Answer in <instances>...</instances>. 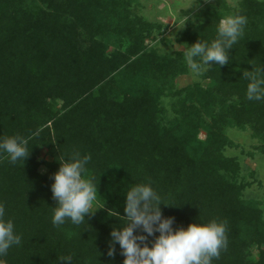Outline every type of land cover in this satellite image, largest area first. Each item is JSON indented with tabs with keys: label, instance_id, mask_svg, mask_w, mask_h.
Here are the masks:
<instances>
[{
	"label": "trees",
	"instance_id": "16d2710c",
	"mask_svg": "<svg viewBox=\"0 0 264 264\" xmlns=\"http://www.w3.org/2000/svg\"><path fill=\"white\" fill-rule=\"evenodd\" d=\"M142 8L140 0H0V137L35 134L24 165L0 160V201L22 236L5 264H68L66 256L124 264L118 244L108 255L110 234L125 215L126 187L147 179L174 228L227 222V249L212 264H264V210L250 192L260 182L226 152L235 146L227 129L247 123L261 124L254 134L262 130L264 152V101L246 98L242 76L264 64V0L238 2L233 13L248 23L230 62L182 87L187 48L169 45ZM222 12L206 7L194 37L214 39ZM73 150L91 155L84 176L98 196L83 225L55 227L52 177Z\"/></svg>",
	"mask_w": 264,
	"mask_h": 264
},
{
	"label": "clouds",
	"instance_id": "9594fccd",
	"mask_svg": "<svg viewBox=\"0 0 264 264\" xmlns=\"http://www.w3.org/2000/svg\"><path fill=\"white\" fill-rule=\"evenodd\" d=\"M247 23V17L238 12L225 16L217 25L214 39H199L187 48L184 59L194 78L198 79L213 65L220 67L230 62V50L244 36ZM242 76L248 81L246 98L264 101V64L253 66ZM34 135L0 137V160L24 165ZM90 161L91 155L81 154L79 150H73L59 160L60 167L53 174L51 185L53 199L57 201L52 207L53 226L60 227L66 222L80 226L86 222L87 215L94 213L92 208L97 200L98 187L92 178L84 176ZM124 195L125 215L119 228L114 227L110 234L108 252L112 256L114 246L118 244L125 257L124 264H212L213 259H219L221 251L227 249L226 221L213 219L205 222L200 218L199 222L190 223L186 228H174V218L164 217L160 207L162 203L169 204L163 202L150 179L126 187ZM137 230L147 235L135 234ZM152 236L155 239L149 246L147 239ZM21 243L22 236L17 233L14 221L6 218L5 204L0 201V264H5L3 258L9 249ZM60 260L71 264L72 257Z\"/></svg>",
	"mask_w": 264,
	"mask_h": 264
},
{
	"label": "rangeland",
	"instance_id": "374dc122",
	"mask_svg": "<svg viewBox=\"0 0 264 264\" xmlns=\"http://www.w3.org/2000/svg\"><path fill=\"white\" fill-rule=\"evenodd\" d=\"M140 1L143 6V14L147 18L160 21L164 25L170 38L168 44L179 49H186L199 40L194 37L195 34L193 32L197 27L202 26L204 20L203 12L206 7H211V9L217 12L224 11V14L220 18L221 20L223 17L233 14L240 0ZM195 79L190 71L188 74L179 76L176 84L178 87H182ZM210 81V79H203V85H209ZM233 97L234 99H238L236 95H233ZM245 125L244 130L236 127L227 129V133L235 143V146L227 148L226 152L229 155L237 156L244 169H252L255 171L260 183L254 184L250 188V192L253 196L259 198L261 207L264 210V152L261 149L263 138L261 134L262 130L259 129L260 133L254 134L256 128L260 127L261 124L259 123L257 126L247 123ZM201 137H204L203 132H201ZM45 170V167H40L41 172H45ZM252 252L255 257L257 253L256 249L254 248Z\"/></svg>",
	"mask_w": 264,
	"mask_h": 264
}]
</instances>
